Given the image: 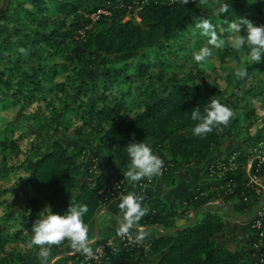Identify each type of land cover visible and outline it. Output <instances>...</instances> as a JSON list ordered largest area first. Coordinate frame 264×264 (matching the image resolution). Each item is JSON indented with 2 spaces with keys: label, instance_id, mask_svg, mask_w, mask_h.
Here are the masks:
<instances>
[{
  "label": "trees",
  "instance_id": "obj_1",
  "mask_svg": "<svg viewBox=\"0 0 264 264\" xmlns=\"http://www.w3.org/2000/svg\"><path fill=\"white\" fill-rule=\"evenodd\" d=\"M7 1L0 0V110L13 116L0 122L6 128L0 132V179L15 182L1 188L0 195L15 194L0 200L5 210L0 219V264L26 260L6 245L25 234L30 243L32 224L49 214L42 213L44 206L63 215L70 204H86L88 224L102 207L124 194L125 184L123 189L114 185L124 182L114 161L93 168L95 159L103 158L101 151L86 158L85 146L72 149L58 139L49 145L35 130L36 121L40 125L59 115V125L95 139L125 163H130L129 143H147L164 160L160 176L166 185L175 186L181 170L188 177L202 171L199 183L153 204L140 220V227L166 229L149 245L135 241L138 229L132 230L131 241L106 245V238L96 240L91 247L95 251L104 246L106 264H145L149 253L156 256V264H264V222L255 227L258 216L248 221V234L237 241L227 235V223L218 212L202 211L207 203L219 200L229 205L232 215L241 214L264 198L250 182L251 175L264 179V161H254L248 172L247 147L232 150L238 153L236 168L221 176L210 172L212 159L226 141L241 128L254 126L255 110L248 111L244 101L258 82H264V57L255 64L247 46L233 49L226 21L236 20L240 13L251 21L256 13L255 23L264 25V0H223L230 4L225 14L219 12L217 0L204 6L199 0L187 5L182 0ZM199 17L210 19L226 41L216 62H209L216 74L212 86L205 74L208 60L197 62L193 54L209 40L195 28ZM155 65L160 69L154 70ZM242 68L247 69L243 79L235 74ZM218 96L232 109V119L222 131L194 136L199 122L191 119V111L199 106L204 114L207 103ZM20 140H28L26 146H19ZM260 141L264 138L257 134L250 148ZM138 195L145 206L152 197L150 191L140 190ZM180 205L202 214L200 220L178 226ZM15 219L23 226L13 231ZM83 257L76 252L56 264H88Z\"/></svg>",
  "mask_w": 264,
  "mask_h": 264
},
{
  "label": "clouds",
  "instance_id": "obj_2",
  "mask_svg": "<svg viewBox=\"0 0 264 264\" xmlns=\"http://www.w3.org/2000/svg\"><path fill=\"white\" fill-rule=\"evenodd\" d=\"M219 4V12L221 14L230 11V4L217 0ZM187 5L190 0H182ZM201 6L208 3V0H199ZM228 23V31L234 35L229 38L230 46L233 49L240 50L247 46L250 49L249 60L255 64H259L264 57V25L257 26L248 19H236L226 21ZM195 28L200 30L202 36L208 37V43L216 48L222 49L226 41L221 39L216 32L215 26L211 20L205 17H199L195 21ZM246 30V36L241 35V31ZM22 53L24 49H20ZM212 56V50L209 47L202 48L194 55L197 62H205ZM238 78L247 76V69H238L236 71ZM233 117V111L226 105L222 104L219 96L211 98L204 108V114H201L200 107L197 106L191 111V119L199 123L193 128V135L203 137L213 132L214 129L222 131V127H226ZM127 153L130 158L127 171L123 172L125 179L130 182H139L142 179H151L155 176L162 175L164 169V160L145 142H133L127 146ZM144 197L137 195L135 192H128L126 195L120 196L119 209L122 218L117 229V234L121 237L132 238V230L138 229L140 220L149 212L147 206L143 204ZM44 211H48V215L37 219L32 224L33 236L29 243V247L36 246L39 248L38 257L41 264H49L52 256V248L61 246L65 241L76 252H82L86 257L91 258L94 255L91 245L95 242L90 238V226L85 223L84 216L89 211L86 204L71 205L66 214H52L50 206ZM43 213V212H42ZM149 233L146 231H138L135 236L137 243H142Z\"/></svg>",
  "mask_w": 264,
  "mask_h": 264
},
{
  "label": "rangeland",
  "instance_id": "obj_3",
  "mask_svg": "<svg viewBox=\"0 0 264 264\" xmlns=\"http://www.w3.org/2000/svg\"><path fill=\"white\" fill-rule=\"evenodd\" d=\"M215 4L217 5L218 3H215ZM0 6H1V4H0ZM213 12L217 14L216 11H213ZM134 14H136V11L134 12ZM240 14L236 15V19L244 18L243 14H241V15ZM256 16H257V14L255 13L254 19H251V22L253 24L257 25L259 23H255V22H258L259 20H257L258 17H256ZM190 34H191V32H190ZM246 34L247 33H245V30L241 31V35L246 36ZM229 38L230 37L227 38L228 43H230ZM187 40L192 42L193 39L190 38L189 36H187ZM178 44L179 43L173 44L172 48L176 49ZM208 44H209L208 42L204 41V46L202 48L208 47ZM202 48H200L199 50H195V48H194V49H190V51L195 50L193 52V54L195 55ZM165 49L167 50L168 46ZM210 49L212 50V56L207 59L209 67L206 68L205 74H206L207 80L209 81L210 85L212 86L214 84V77L216 74H215L214 70L210 69V63L209 62H211V61L216 62V60L218 59V52L219 51H218V49H213V48H210ZM153 69L159 70L160 66L155 65L153 67ZM184 70H187V67H184ZM217 71L219 74L222 73L220 70H217ZM258 74H260V72ZM261 79L264 80V71L261 74ZM221 83L223 84L226 82L222 81ZM244 102L248 107V111L255 110V113L252 115L253 119L255 120L254 126H252V128H250V129H248V127L245 125L248 124L249 119L247 121H245L244 122L245 127L241 128L237 134L233 135V137H231L230 139H228L226 141L223 148L214 156L211 163H216V162H219L220 160H223L224 158L228 157V155L232 154V150H235L239 147L240 148L247 147L248 149H250V146H252L251 143L254 141V136H256L257 134H260L261 138H264V137H262V136H264V130L260 131V128L264 127V82L263 81L258 82V86L256 87V89H254L253 95L251 97H248ZM12 116H13V114H10L8 111L6 112V111L0 110V122L1 123L3 122V119L5 117L10 118ZM61 119H62V116L59 115L56 118L46 120L43 124H40V125H38V123L36 121L33 126L38 133H41L44 136L47 144H49V145H51L54 140L58 139V140H61L63 143L69 145L72 149H79L82 146H85L86 151H87L86 158H90L94 152L101 151L102 152L101 154H103V158L99 157V158L95 159V165L93 167V168H95V170H98L100 163H102L104 161L106 162V160H112L116 163V165H118V167H120L122 174L124 171H127L129 163L122 162L112 150L105 148L102 144H99L95 139H93V138L87 139L84 137H79V136L75 135V133L73 132V130L71 128L67 129L64 125H59L58 121ZM25 122L27 123L28 120H26ZM1 123H0V132H1V130L6 129V128H1ZM8 131L9 132H7V133H9V135H11L13 133L12 131H10V128ZM27 141L28 140H25V141L20 140L18 145L20 146L22 144L23 146H26ZM262 146H263V148H262V150H263L264 149V143ZM258 154H260V153L258 152ZM0 160H1V156H0ZM220 166H222V164ZM180 174L182 177L179 178V180L177 181V184L175 186L174 185H166L167 182L162 180L163 175L162 176H155V177L151 178V181L145 185V188H146L145 191H150L151 195H152V197L146 203V206L148 207L149 210L152 208L153 204L168 199L170 196H172L175 193V191L183 189L184 187H190L191 185H193L195 183H199L200 180L202 179V171L201 170L194 172L191 175V177H188L187 174L182 170L180 171ZM14 182H15L14 178H10V179L6 178V179H2V180L0 179V190H1V188L2 189L6 188V186H8L10 184H14ZM262 182L264 183V179L262 180ZM123 184H125L124 185L125 186L124 187V195H126L128 192H135L138 195L139 188H140L139 182H130V181L126 180L125 176H124ZM164 184H165V186H164ZM9 194L10 193L4 194L2 196L0 195V200H2L3 198H5L7 196H8V198L9 197L11 198V195H14L15 193L10 194V195ZM119 203H120V197H117V198L113 199L112 201H110L108 205H110V210L112 212H114L118 216L122 217L116 211ZM261 204H263V206H264V198L257 201V202L252 203L250 209L247 210L246 212L235 215L239 218H234L233 216L229 215V212L225 208L224 203L218 202V201H211V202L207 203L204 206V208H202L203 209L202 211H203V213L207 212V211L218 212L227 223V235L232 236L235 240L238 241L248 234V232H249L248 219L257 213L258 207ZM108 205H106L102 208V212L105 211L103 209H106V207ZM46 208H48V207L44 206V208L42 209L43 210L42 212H46V211H44ZM176 210H177V215H176L177 218L176 219L178 220V224H180L181 226L186 225V223L189 221H191V222L192 221L193 222L199 221L201 218V215H202V214H200L199 216L194 215V209L193 208H187L185 205L184 206L180 205ZM4 214H5V210H4L3 206H0V219L3 218ZM107 216L109 217L110 222H113L114 217H110L109 214L107 215L106 212H104L102 214L100 222H102V219L107 217ZM92 220L90 221L91 223H93V221H94V220L93 221ZM12 222H13V226H12L13 231L17 230L22 225V222L20 221V219H15ZM111 227L112 226L110 225V226H108V229H107L108 233L111 236L105 237V238L107 240L117 241L118 240V234H116V232L114 234L113 228H111ZM138 230L146 231L149 233L148 237L143 241V243L149 245L152 242V240H154L156 238V235L162 234V232H164L166 229H159L158 230L156 227H140L139 226ZM102 233L104 234V232H102ZM28 238H29V235L25 234L24 236H22V237L20 236L19 238H17L15 241L9 240V243L6 245V248L7 249H13L14 252H16V254L18 256H23L26 258V260H24L22 262L18 261V263H16V264H41V261L38 257L39 248L36 246L29 247V243L27 242ZM100 238L101 237L96 238L94 241H96ZM65 247H67V248H65ZM65 247H63L62 249H60L57 252H52V256L49 260V264H52L53 261H55V264H56L57 262L62 260V258H64L66 255H72V254L76 253V251H73V249L70 247V244H68ZM156 263H157L156 256L153 255L152 253H149L146 257L145 264H156ZM68 264H72V261H70Z\"/></svg>",
  "mask_w": 264,
  "mask_h": 264
},
{
  "label": "built area",
  "instance_id": "obj_4",
  "mask_svg": "<svg viewBox=\"0 0 264 264\" xmlns=\"http://www.w3.org/2000/svg\"><path fill=\"white\" fill-rule=\"evenodd\" d=\"M137 11V9H136ZM263 143L264 141H260L258 142L254 147H251L249 149V152H250V157L248 159V165H247V170L248 172H250V169L252 167V164L254 161H259V162H262L264 161V149L262 150L263 148ZM258 152L260 154H258ZM237 159H238V153H232L231 155H229L228 157H226V159L224 160H220L219 162H216V163H211V166H210V172L211 174H215V175H219L221 176L222 174H224L225 172H227L228 170H232L234 168L237 167ZM222 164V166H220ZM151 179H147L146 182H140L139 183V191H145V185L148 184V182H150ZM250 182L253 184V186L256 188L258 194H262L264 195V183L262 182V180H260L259 178L251 175L250 176ZM115 187L120 189L122 188L123 189V181L120 180V181H116L115 182ZM218 202H221L219 200H216ZM196 215V214H194ZM255 216H258V219L257 221L255 222L254 226L255 227H258V228H261L262 225H263V222H264V206L263 204H261L259 207H258V210H257V213ZM264 234V231L261 233V235ZM133 238V237H132ZM132 238L130 239L129 237L125 236V237H121L118 235V240H125V239H128V240H132ZM117 240V241H118ZM117 241H112V240H108L106 245H114ZM94 252V255L89 258V257H86L84 255V261H87L88 264H106L104 261H103V257H104V246H99L98 248H96ZM73 264V262H72ZM77 264H83V262H79Z\"/></svg>",
  "mask_w": 264,
  "mask_h": 264
},
{
  "label": "crops",
  "instance_id": "obj_5",
  "mask_svg": "<svg viewBox=\"0 0 264 264\" xmlns=\"http://www.w3.org/2000/svg\"><path fill=\"white\" fill-rule=\"evenodd\" d=\"M164 186H165V184H164ZM102 208L97 212L95 218L93 219L94 221L92 220L93 223H91V222L88 223V225L90 226L89 236L93 240H95L96 238H99V237H101V238L110 237L111 235L108 233V230H107L108 226H110V225L112 226L111 228H113L114 234H115V232L117 234V229L119 227V224H120V221L122 218V217L118 216L117 214H115L114 212H112L110 210V205H108L106 207V209H103V210H105L104 212H106L107 215L109 214L110 217H114L115 221L113 220V222H110V219L107 216L108 218L105 217L102 219V222H100L102 214L104 213V212H102ZM116 211L119 213V215L122 216L120 209H119V206L117 207ZM177 225L181 226L180 224H178V220H177ZM139 231H142V230H139ZM102 232H104V234ZM157 236H159V235H156V237ZM65 248H67V247H65ZM54 263H55V261H53L52 264H54Z\"/></svg>",
  "mask_w": 264,
  "mask_h": 264
},
{
  "label": "water",
  "instance_id": "obj_6",
  "mask_svg": "<svg viewBox=\"0 0 264 264\" xmlns=\"http://www.w3.org/2000/svg\"><path fill=\"white\" fill-rule=\"evenodd\" d=\"M8 1H9V0H8ZM8 1H7V4H8ZM224 206H225V208L227 209V211L229 212V215L233 216L234 218H239V217H237V216H235V215H232V213H231V209H230L229 205L224 204ZM255 215H256V214H255ZM255 215H253L251 218H249L248 221H250L251 219H253V218L255 217Z\"/></svg>",
  "mask_w": 264,
  "mask_h": 264
}]
</instances>
